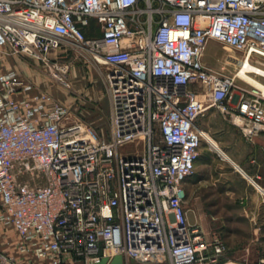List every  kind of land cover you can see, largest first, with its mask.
Instances as JSON below:
<instances>
[{
  "label": "built area",
  "instance_id": "built-area-1",
  "mask_svg": "<svg viewBox=\"0 0 264 264\" xmlns=\"http://www.w3.org/2000/svg\"><path fill=\"white\" fill-rule=\"evenodd\" d=\"M211 41L244 54L235 73L205 61ZM53 50L106 65L109 126L0 71V224L16 229L22 256L217 264L227 246L190 223L185 182L213 107L264 138V91L240 87L234 100L243 61L264 79V0H0V63L30 54L71 86L72 62ZM0 264L26 263L0 248Z\"/></svg>",
  "mask_w": 264,
  "mask_h": 264
},
{
  "label": "crops",
  "instance_id": "crops-1",
  "mask_svg": "<svg viewBox=\"0 0 264 264\" xmlns=\"http://www.w3.org/2000/svg\"><path fill=\"white\" fill-rule=\"evenodd\" d=\"M230 123L225 125V135L220 138L221 147L229 157L219 153L212 145H202L195 173L185 182L188 219L191 224L201 226L208 238L217 234L219 226L264 224V138L261 135L247 138L237 125ZM2 227L3 231L12 230L19 238L16 229ZM1 234L0 248L21 256L26 264H32L29 263L31 257L22 256L18 250L17 239L11 240ZM250 237H255V234L251 232ZM251 254L249 249L236 246L225 251L217 264H258L259 259L254 263ZM33 264L51 262L35 258ZM73 264L82 262L78 260ZM106 264L169 262L144 263L119 254Z\"/></svg>",
  "mask_w": 264,
  "mask_h": 264
},
{
  "label": "rangeland",
  "instance_id": "rangeland-1",
  "mask_svg": "<svg viewBox=\"0 0 264 264\" xmlns=\"http://www.w3.org/2000/svg\"><path fill=\"white\" fill-rule=\"evenodd\" d=\"M51 54L53 58L67 59L72 62L70 72L66 78L71 86L58 81L43 60L30 54L6 57L0 63V71L7 69L17 70L27 79L31 80V82L35 83V85L52 92L67 104L71 108L74 117L83 119L97 127L99 126L101 130H106L109 126L111 111L110 95L103 78V71L107 68L106 65L96 63L90 56L91 61H87L84 57H75V54H72V52L68 54L62 53L60 50H53ZM243 55L242 52L230 46L217 41H211L206 52L205 61L215 67L225 66L227 72L235 73L237 71V60L242 58ZM237 83L235 101L238 98L237 92H241V88L246 90L254 88L239 77ZM84 111L90 114H86ZM198 122L206 129L210 137L211 143L205 140L203 145L211 144L218 152L220 151L219 153L225 157H229L221 147L220 138L225 135V130L223 129L225 125L230 122L234 124L231 117L224 115L218 108L213 107ZM126 147H123L122 150L132 149V147ZM1 226L3 225L0 224ZM2 228L5 227L3 226ZM216 231L227 246L226 252L230 251L231 248L234 249L236 246L242 249H249L252 253L251 258L255 261L254 263L264 254V224L223 225L219 226ZM251 232L255 234V237H250ZM1 233L7 235L11 240L17 239L12 230L5 229L3 231L0 229ZM18 257L25 263L21 256Z\"/></svg>",
  "mask_w": 264,
  "mask_h": 264
},
{
  "label": "bare ground",
  "instance_id": "bare-ground-1",
  "mask_svg": "<svg viewBox=\"0 0 264 264\" xmlns=\"http://www.w3.org/2000/svg\"><path fill=\"white\" fill-rule=\"evenodd\" d=\"M241 67L243 68L241 69V71H239L238 76L252 86H255L256 88L264 91V82L260 79V77H258L259 75L257 76L252 74L255 72V70H258V66L253 64L251 61H243L241 63ZM260 71L262 72V70ZM237 121L240 122L239 119H237Z\"/></svg>",
  "mask_w": 264,
  "mask_h": 264
},
{
  "label": "trees",
  "instance_id": "trees-1",
  "mask_svg": "<svg viewBox=\"0 0 264 264\" xmlns=\"http://www.w3.org/2000/svg\"><path fill=\"white\" fill-rule=\"evenodd\" d=\"M89 33H91V32H89ZM94 125V124H93ZM96 126V125H95ZM99 127V126H98Z\"/></svg>",
  "mask_w": 264,
  "mask_h": 264
}]
</instances>
